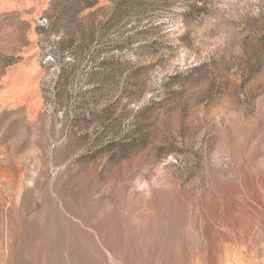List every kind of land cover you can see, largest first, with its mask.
<instances>
[{
  "label": "rangeland",
  "instance_id": "1",
  "mask_svg": "<svg viewBox=\"0 0 264 264\" xmlns=\"http://www.w3.org/2000/svg\"><path fill=\"white\" fill-rule=\"evenodd\" d=\"M0 264H264V0H0Z\"/></svg>",
  "mask_w": 264,
  "mask_h": 264
}]
</instances>
